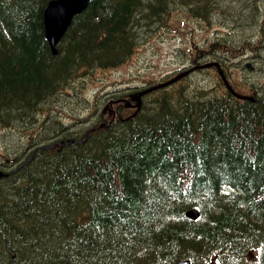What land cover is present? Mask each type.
<instances>
[{
	"label": "trees",
	"instance_id": "obj_1",
	"mask_svg": "<svg viewBox=\"0 0 264 264\" xmlns=\"http://www.w3.org/2000/svg\"><path fill=\"white\" fill-rule=\"evenodd\" d=\"M49 1L0 0V131L23 137L0 161V264H264V82L251 85L253 100L220 80L158 90L105 126L110 114L78 126L95 108L68 125L57 109L156 29L188 38L264 26L240 13L260 0H93L56 55L44 38ZM228 37L206 33L201 46L226 63L264 44L260 31Z\"/></svg>",
	"mask_w": 264,
	"mask_h": 264
},
{
	"label": "rangeland",
	"instance_id": "obj_2",
	"mask_svg": "<svg viewBox=\"0 0 264 264\" xmlns=\"http://www.w3.org/2000/svg\"><path fill=\"white\" fill-rule=\"evenodd\" d=\"M240 12L247 19L255 15L257 18L255 19L256 24L262 23L264 20V0H260L259 4H256L250 10H241ZM234 15H236V11H234L233 16ZM213 19L218 23H225L226 21L225 16L222 17L220 13L215 14ZM190 22L195 25L194 28H198L196 21L192 20ZM261 26L237 27L234 23H228L227 26H223L224 29L220 31V34H216L215 31L211 32L212 29L216 28V26H213L208 32L188 31L190 32L189 34H191L190 36L189 34L187 35L188 38H186V34L180 36V33H176L174 30L156 29L140 42L141 45L139 44L135 48L136 50L125 64L115 69L100 70L94 74L92 82L86 84L80 94L85 95L89 103L92 104L87 105L81 98L70 99L72 100L71 102H67L66 100L68 99L66 98L60 102L57 105V109L61 112L59 115L63 119L62 123L64 125L71 124V116L74 115L75 112H79L82 117L86 113L85 109L95 108L96 111L94 115H103L106 120L107 115L109 116L110 114L111 116L119 107L128 108L129 105L126 103V98L130 100V87L144 84V82L149 80L158 81L160 79L164 80L170 78L179 73V69L183 65L192 62L197 54L204 55L206 49L201 46V42L206 33H209L210 37H214L212 38L213 40H215L216 35L223 36L224 34H226V36L228 34L229 39L232 37L234 40H240V38L249 39L257 36L260 31L264 39V26ZM248 63L249 67L252 69L245 67ZM221 66L226 78L231 80L232 83L243 84L244 86L252 83H263L264 44L258 47L254 52L246 50L238 56L231 57L226 63H221ZM216 83H219V77L215 70L203 69L194 72L190 78L182 79L179 83L169 88L168 91L174 90V88L180 87L181 85L208 89L213 87ZM132 90L135 89L133 88ZM132 103L136 105L134 100H132ZM94 115L89 116L88 119L92 121ZM84 122H80L82 124H78V126L81 125L84 128L89 125V122ZM20 135L21 134L16 131H0V161L4 160L3 157L14 154L16 145L23 140V137ZM255 253H257L256 250L252 251L248 255L249 259L253 258Z\"/></svg>",
	"mask_w": 264,
	"mask_h": 264
},
{
	"label": "water",
	"instance_id": "obj_3",
	"mask_svg": "<svg viewBox=\"0 0 264 264\" xmlns=\"http://www.w3.org/2000/svg\"><path fill=\"white\" fill-rule=\"evenodd\" d=\"M92 1L93 0H50L48 2L43 14L44 36L53 55H56L57 53L55 48L56 43L63 37L72 19L75 16L82 14ZM211 65L217 67L218 73L221 75L224 84L229 91L240 99H246V97L240 96L232 91L217 63H209L204 66L209 67ZM178 78L179 77H176L168 83H171ZM153 89H155V87ZM186 215L191 219H196L198 217V212L196 210H189ZM177 264L191 263L189 261H181Z\"/></svg>",
	"mask_w": 264,
	"mask_h": 264
},
{
	"label": "bare ground",
	"instance_id": "obj_4",
	"mask_svg": "<svg viewBox=\"0 0 264 264\" xmlns=\"http://www.w3.org/2000/svg\"><path fill=\"white\" fill-rule=\"evenodd\" d=\"M92 3V2H91ZM259 4V3H258ZM261 4V3H260ZM258 8H259V6H258ZM255 9V8H254ZM257 9V8H256ZM258 11V10H257ZM241 13V12H240ZM260 13V12H259ZM252 15V14H251ZM242 16V15H241ZM238 18H239V16H238ZM250 22V21H249ZM240 23V22H239ZM262 27V26H261ZM263 28V27H262ZM5 33V32H4ZM3 35H5V34H3ZM259 37V36H258ZM259 39V38H258ZM61 40V39H60ZM59 40V41H60ZM59 41L56 43V45L55 46H57V44L59 43ZM49 45V44H48ZM253 47V46H252ZM236 50V49H235ZM56 51H57V49H56ZM57 54V53H56ZM257 56V55H256ZM251 58V57H250ZM249 58V59H250ZM258 59V58H257ZM189 67V66H188ZM254 67V66H253ZM194 72H196L195 70H189V71H187V73H188V75H187V77L186 78H190V76L194 73ZM220 82V81H219ZM139 85H141V84H139ZM148 85H150V84H148ZM136 86V85H135ZM143 86V85H142ZM138 87H140V86H138ZM137 87V88H138ZM264 88V87H263ZM130 89V88H129ZM136 89V88H135ZM194 89V88H193ZM198 89V88H197ZM117 91V90H116ZM128 91V90H127ZM134 91V90H133ZM141 91V90H140ZM167 91H168V89H167ZM170 91V90H169ZM258 91V90H257ZM256 91V92H257ZM120 92V91H119ZM259 92V91H258ZM262 92H263V90H262ZM110 93V92H109ZM116 94V93H115ZM121 94V93H120ZM126 94V93H125ZM124 95V94H123ZM113 96H114V94H113ZM113 96H111V97H113ZM120 96V95H119ZM122 96V95H121ZM117 97V96H116ZM123 98V97H122ZM125 98V97H124ZM115 99V98H114ZM147 100H149V99H147ZM112 102V101H111ZM119 102V101H118ZM147 103V102H146ZM111 104V103H110ZM113 104V103H112ZM44 106V105H43ZM42 106V107H43ZM149 106V105H148ZM143 107V106H142ZM106 108H107V106H106ZM142 109V108H141ZM43 111V110H42ZM42 111H41V113H42ZM80 115V114H79ZM117 115V114H116ZM52 116V115H51ZM85 116V115H84ZM50 117V116H49ZM52 118V117H51ZM87 118V117H86ZM42 119H44V118H42ZM47 119V118H46ZM94 120V119H93ZM96 120V119H95ZM99 120V119H98ZM84 121V120H83ZM101 121V120H100ZM103 121V120H102ZM96 122H97V120H96ZM114 122V121H113ZM1 123V122H0ZM79 123V122H78ZM85 123V122H84ZM95 123V122H94ZM104 123V122H103ZM82 124V123H81ZM87 125V124H86ZM30 127V126H29ZM94 127V126H93ZM96 127V126H95ZM94 127V128H95ZM80 129V128H79ZM86 130V129H85ZM94 130V129H93ZM83 131V130H82ZM77 132V131H76ZM79 132H81V131H79ZM88 132V131H87ZM83 133V132H82ZM79 134V133H78ZM81 134V133H80ZM79 134V135H80ZM82 136V135H81ZM103 136V135H102ZM26 137V136H25ZM103 140V139H102ZM105 140H106V138H105ZM100 144V143H99ZM98 148V147H97ZM18 149V148H17ZM15 150V149H14ZM16 151V150H15ZM25 153H26V151H24ZM20 155V154H19ZM27 155V154H26ZM28 156V155H27ZM27 156H24V157H27ZM52 157V156H51ZM18 160L19 159H21L22 158V156H17L16 157ZM3 169V167L1 168V170ZM3 174V172L2 171H0V175H2ZM176 184H178V183H176ZM180 185V184H179ZM164 188V187H163ZM182 188V187H181ZM172 190V189H171ZM180 190V189H179ZM166 193V192H165ZM207 193V192H206ZM175 194V193H174ZM175 196V195H174ZM173 196V197H174ZM260 197V196H259ZM156 199V198H155ZM39 201V200H38ZM42 203V202H41ZM153 207V206H152ZM56 209V208H55ZM64 209V208H63ZM12 210H13V208H12ZM154 210V209H153ZM125 212H127V211H125ZM33 216V215H32ZM92 216V215H91ZM105 216V215H104ZM79 217V216H78ZM24 218V217H23ZM105 218V217H104ZM66 220V219H65ZM70 224V223H69ZM34 225V224H33ZM112 227V226H111ZM46 228V227H45ZM48 230V229H47ZM81 231V230H80ZM40 232V231H39ZM76 233V232H75ZM35 236V235H34ZM33 236V237H34ZM35 238V237H34ZM59 238V237H58ZM45 240V239H44ZM16 243V242H15ZM55 243V242H54ZM10 245V244H9ZM61 246V245H60ZM70 246H71V244H70ZM33 247V246H32ZM1 249V248H0ZM28 250V249H27ZM32 251V250H31ZM45 251V250H44ZM4 253V252H3ZM1 254V253H0ZM26 254V253H25ZM22 255V254H21ZM0 256H2V255H0ZM4 256V255H3ZM37 256V255H36ZM5 257V256H4ZM132 258V257H131ZM1 259H2V257H1ZM186 260V259H185ZM1 261V260H0Z\"/></svg>",
	"mask_w": 264,
	"mask_h": 264
},
{
	"label": "flooded vegetation",
	"instance_id": "obj_5",
	"mask_svg": "<svg viewBox=\"0 0 264 264\" xmlns=\"http://www.w3.org/2000/svg\"><path fill=\"white\" fill-rule=\"evenodd\" d=\"M194 63H196V61H193L191 65H193ZM187 67H188V66H187ZM148 84H151V82H146L145 84H142L143 86H142V85H137V87H138V86H140V87H138V88L135 87L136 89H135V88H134V89H135V91L139 92L140 90L146 88V87L148 86ZM143 95H144V94L139 95V98H141ZM133 97H134V96H133ZM140 104H141V101H140ZM130 108H132V107L130 106ZM0 171H3V170L0 169Z\"/></svg>",
	"mask_w": 264,
	"mask_h": 264
}]
</instances>
